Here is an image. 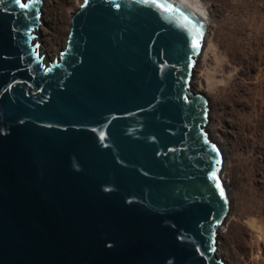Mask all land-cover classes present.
I'll use <instances>...</instances> for the list:
<instances>
[{
  "label": "water",
  "instance_id": "obj_1",
  "mask_svg": "<svg viewBox=\"0 0 264 264\" xmlns=\"http://www.w3.org/2000/svg\"><path fill=\"white\" fill-rule=\"evenodd\" d=\"M40 3L0 0V264H226L221 153L190 86L205 20L81 0L44 61Z\"/></svg>",
  "mask_w": 264,
  "mask_h": 264
},
{
  "label": "rangeland",
  "instance_id": "obj_2",
  "mask_svg": "<svg viewBox=\"0 0 264 264\" xmlns=\"http://www.w3.org/2000/svg\"><path fill=\"white\" fill-rule=\"evenodd\" d=\"M198 1L211 21L191 88L208 97L206 127L228 183L217 254L226 264H264V0ZM80 2L41 0L43 29L33 33L48 60L60 57Z\"/></svg>",
  "mask_w": 264,
  "mask_h": 264
},
{
  "label": "bare ground",
  "instance_id": "obj_3",
  "mask_svg": "<svg viewBox=\"0 0 264 264\" xmlns=\"http://www.w3.org/2000/svg\"><path fill=\"white\" fill-rule=\"evenodd\" d=\"M199 16H201L205 22H206V31H207V28H209L210 26V16H209V13L207 12V10L203 7V5L198 1V0H184ZM43 21V16L38 17V21L36 23V30H38V33L40 32L41 33V29H43V25H42V22ZM38 25V26H37ZM206 34V33H205ZM33 42H36L37 43V46L39 48V54L42 55L43 57V60L44 61H47L48 60V54L43 51L41 48H42V38L41 36H37L35 33H34V36H33ZM192 86V81H191V85ZM208 119L210 120L209 118V111H208ZM208 120V121H209ZM207 126L210 128L209 124H207ZM212 129V128H211ZM211 129H209L208 131H210ZM213 131V129H212ZM220 175H221V178H222V182L224 183L225 186H228V183H227V179L225 178V175H223L222 173V169H221V172H220ZM226 218V217H225ZM221 226V225H220ZM218 227L217 229V232H222V228L223 227ZM216 253H217V250H216Z\"/></svg>",
  "mask_w": 264,
  "mask_h": 264
},
{
  "label": "snow or ice",
  "instance_id": "obj_4",
  "mask_svg": "<svg viewBox=\"0 0 264 264\" xmlns=\"http://www.w3.org/2000/svg\"><path fill=\"white\" fill-rule=\"evenodd\" d=\"M168 10L170 11L171 9L169 8ZM193 46L194 47H199V42L198 41L194 42V45ZM213 177L215 178V172L213 173ZM217 187H220L219 183H217ZM220 194H221V196L224 195V192H223V189L222 188L220 190Z\"/></svg>",
  "mask_w": 264,
  "mask_h": 264
}]
</instances>
